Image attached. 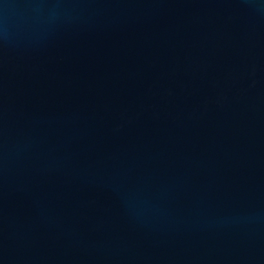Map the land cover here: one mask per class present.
Masks as SVG:
<instances>
[{"label": "water", "instance_id": "1", "mask_svg": "<svg viewBox=\"0 0 264 264\" xmlns=\"http://www.w3.org/2000/svg\"><path fill=\"white\" fill-rule=\"evenodd\" d=\"M0 264H264V0H0Z\"/></svg>", "mask_w": 264, "mask_h": 264}]
</instances>
